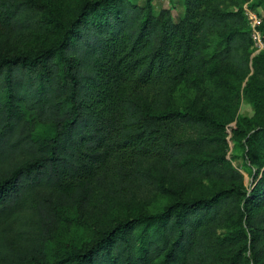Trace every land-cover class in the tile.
I'll list each match as a JSON object with an SVG mask.
<instances>
[{"label":"trees","instance_id":"16d2710c","mask_svg":"<svg viewBox=\"0 0 264 264\" xmlns=\"http://www.w3.org/2000/svg\"><path fill=\"white\" fill-rule=\"evenodd\" d=\"M245 3L256 11L248 0H184L174 21L152 0H82L62 22L37 0H0V259L11 262L6 248L19 261L43 254L63 209L94 205L92 241L50 264H264V125L238 121L257 167L247 193L218 119L170 108L175 88L216 62L247 75ZM51 27L53 41L34 51L1 46ZM213 34L223 46L207 56ZM173 185L187 195L103 220ZM196 186L207 193H189Z\"/></svg>","mask_w":264,"mask_h":264},{"label":"rangeland","instance_id":"374dc122","mask_svg":"<svg viewBox=\"0 0 264 264\" xmlns=\"http://www.w3.org/2000/svg\"><path fill=\"white\" fill-rule=\"evenodd\" d=\"M43 5V15L48 19L49 14L56 16L62 22H67L75 8L82 0H37ZM132 3L144 4L146 0H129ZM235 9L241 6L245 0H234ZM254 4L256 13L264 23V0H248ZM154 12L161 8L170 11L174 21H178L184 14V0H152ZM264 25V24H263ZM53 29L46 34L10 37L2 42L1 46L10 54L24 51L30 52L45 46L53 41ZM264 39V34H263ZM222 43L217 34L210 35L208 47L205 51L211 56L222 48ZM252 52V51H251ZM248 73L245 77L232 73L230 66L222 67L218 62L214 63L208 71L200 75H191L181 82L173 91L170 108L191 112L211 113L220 122L221 137L223 138L220 149L231 165L243 176V184L247 193L251 190L253 179L257 174V167L245 160L242 138V129H258L259 124L264 125V48L261 52L248 59ZM238 121L241 122V131L238 129ZM43 130L45 127H41ZM234 130L236 132H234ZM260 172V171H259ZM213 186V187H211ZM208 188L213 189L214 185ZM174 191L171 194H159L151 203L138 201L133 204L124 203L114 206L108 214L103 215V220L110 222L112 218H130L141 210L157 212L165 205L187 193H181V188L171 186ZM189 193L206 194L207 190L195 187ZM95 202V201H94ZM60 212V211H59ZM97 211L92 205L88 211L79 207L63 209L60 212L59 222L54 229L51 239L45 242L43 254H32V257L19 261L20 258L12 254V250L6 248L10 261L0 259L1 264H50L75 246L89 244L96 232ZM248 256V254H247ZM23 259V257H22ZM19 261V262H18ZM18 262V263H17ZM244 264H252L245 261Z\"/></svg>","mask_w":264,"mask_h":264},{"label":"built area","instance_id":"2783aa9c","mask_svg":"<svg viewBox=\"0 0 264 264\" xmlns=\"http://www.w3.org/2000/svg\"><path fill=\"white\" fill-rule=\"evenodd\" d=\"M243 12L250 29V38L252 42L251 57H253L257 53L261 52L264 48L263 34L260 29L262 18L256 13V11L249 8L246 3L243 5Z\"/></svg>","mask_w":264,"mask_h":264}]
</instances>
